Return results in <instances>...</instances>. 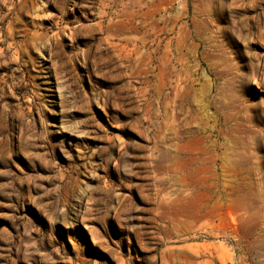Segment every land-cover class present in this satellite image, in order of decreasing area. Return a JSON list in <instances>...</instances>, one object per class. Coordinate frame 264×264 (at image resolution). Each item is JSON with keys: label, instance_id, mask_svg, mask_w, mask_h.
Masks as SVG:
<instances>
[{"label": "rangeland", "instance_id": "obj_1", "mask_svg": "<svg viewBox=\"0 0 264 264\" xmlns=\"http://www.w3.org/2000/svg\"><path fill=\"white\" fill-rule=\"evenodd\" d=\"M0 264H264V0H0Z\"/></svg>", "mask_w": 264, "mask_h": 264}]
</instances>
